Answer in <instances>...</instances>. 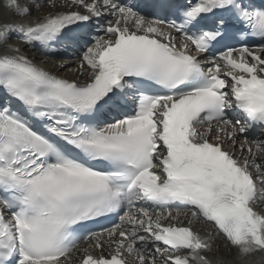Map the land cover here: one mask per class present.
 <instances>
[{"label": "snow or ice", "instance_id": "snow-or-ice-1", "mask_svg": "<svg viewBox=\"0 0 264 264\" xmlns=\"http://www.w3.org/2000/svg\"><path fill=\"white\" fill-rule=\"evenodd\" d=\"M138 7L0 0V264H228L209 256L225 247L246 264L264 254V157L252 147L264 149V6ZM148 8L175 18L151 19ZM103 15L113 17L105 35L82 43ZM13 40L42 51L80 44L83 82ZM232 108L247 122L229 118ZM200 220L212 230L197 229Z\"/></svg>", "mask_w": 264, "mask_h": 264}, {"label": "bare ground", "instance_id": "bare-ground-1", "mask_svg": "<svg viewBox=\"0 0 264 264\" xmlns=\"http://www.w3.org/2000/svg\"><path fill=\"white\" fill-rule=\"evenodd\" d=\"M60 64H61V63H60ZM60 64H55V65L52 67L53 71H56L57 74H63V75H65L66 77H68V79H77L78 81L82 82V80H83L84 78H82V77L79 75L78 72H76L74 75H71V76L69 77V75L72 74V72H75V71H76V68H77V67H76L75 65L78 66L79 61H76V60H74V59H68V61H67L66 64H67V65H70V66H73V67H72V71H71V73H69V74H68V72H67V69H68V68H66V69H61V68L59 67ZM49 65H52V62H49ZM245 154H246V153H245ZM232 259H233V258H232ZM246 264H251V260H247Z\"/></svg>", "mask_w": 264, "mask_h": 264}, {"label": "rangeland", "instance_id": "rangeland-1", "mask_svg": "<svg viewBox=\"0 0 264 264\" xmlns=\"http://www.w3.org/2000/svg\"><path fill=\"white\" fill-rule=\"evenodd\" d=\"M48 64H49V63H48ZM75 66L77 67V65H75ZM72 67H73V66H70V67L67 69L68 74L71 73V71H72ZM76 72H77V71L72 72V74H70L69 77H70L71 75H74ZM226 251H228V250L226 249Z\"/></svg>", "mask_w": 264, "mask_h": 264}]
</instances>
